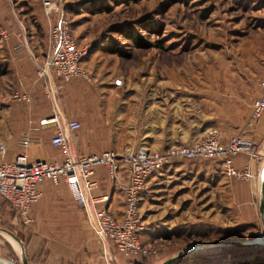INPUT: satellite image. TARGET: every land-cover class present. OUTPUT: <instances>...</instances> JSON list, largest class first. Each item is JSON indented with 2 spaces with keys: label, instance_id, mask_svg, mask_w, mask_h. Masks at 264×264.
Returning <instances> with one entry per match:
<instances>
[{
  "label": "rangeland",
  "instance_id": "1",
  "mask_svg": "<svg viewBox=\"0 0 264 264\" xmlns=\"http://www.w3.org/2000/svg\"><path fill=\"white\" fill-rule=\"evenodd\" d=\"M58 1L78 44L89 48L94 41L99 44L83 61L92 81L75 76L60 89L61 107L67 119L76 112H91L87 106H93V102L84 100L86 94H101L104 112H115L113 119L118 118V127L133 132L130 139L134 142L129 145L155 149L179 144L180 139H200L209 128L238 133L246 123L252 102L260 93L259 82L264 80V0ZM92 2L108 4L110 9L91 13L88 9ZM38 14L45 16L49 26L48 45L57 12L48 15L43 0H0V146L14 136L6 126L18 122L15 112L42 109L14 98L16 92L32 93L22 89L20 77L24 70L18 67V47L28 46L32 40L31 26ZM141 18L164 28L161 35L151 27L139 30L149 43L146 48L123 39L114 29L117 25L135 24ZM43 39L40 32V47ZM111 39L131 50L132 55L123 58L107 52L104 44ZM34 71L36 74V66ZM117 77L123 79L121 85L114 84ZM73 80L77 83L69 89L67 85ZM36 96L44 98L45 107L52 112L43 86ZM41 130L54 132L52 126ZM21 135L18 133V138ZM6 155L7 150L4 153L0 148V163ZM259 189L246 206L241 203V209L233 204L229 213L201 214L208 217L196 222V228H191L190 222L176 221L174 213L168 214L167 218L174 222L168 229L171 231L150 244L158 248L157 256L141 258L114 251L117 258L109 262L89 225L88 232L97 238L83 246L64 244L68 241L65 238H59L61 244L49 243L47 235L32 233L34 222L22 223L7 201L0 199V225L22 240L20 243L0 229V252L19 264H23L24 257L29 264H160L176 256L167 264H260L264 260V223Z\"/></svg>",
  "mask_w": 264,
  "mask_h": 264
},
{
  "label": "built area",
  "instance_id": "2",
  "mask_svg": "<svg viewBox=\"0 0 264 264\" xmlns=\"http://www.w3.org/2000/svg\"><path fill=\"white\" fill-rule=\"evenodd\" d=\"M43 4L48 15L57 12L50 26L45 56L43 60H35L45 95L52 103V114L41 118L38 125L31 126L30 131L23 134L22 144L29 146L34 141V131L52 126L54 132L51 142L62 148L64 157L31 159L26 149H22L11 160L0 164V195L16 210L22 223L31 224L35 220L32 208L42 197L41 182L46 179L54 183L64 180L89 227L101 239L108 262L116 257L114 251L141 258L157 256L158 248L145 244L141 238L146 223L140 201L142 192L150 186L151 176L174 160L204 157L218 159L225 173L230 176L253 178L251 166H235L234 156L243 151L253 152L252 141L245 137V130L252 128L264 114V80L259 82L260 93L252 102L249 118L228 142L223 141V135L218 129L209 128L200 139L191 143L173 144L164 149L138 145L122 151L105 149L100 152L77 153L71 135L82 127V122L78 118L65 117L59 93L64 82L75 76L92 81L91 72L83 65L88 46L78 44L58 0H43ZM122 83L120 77L114 80L115 85ZM14 98L31 101V94L16 92ZM0 148L6 152L5 144ZM100 166L107 168L109 176L123 193L122 218L115 217L110 209L111 195L100 191V181L96 176V169ZM122 168L126 170V176H122ZM0 264L19 263L13 257L0 256Z\"/></svg>",
  "mask_w": 264,
  "mask_h": 264
},
{
  "label": "crops",
  "instance_id": "3",
  "mask_svg": "<svg viewBox=\"0 0 264 264\" xmlns=\"http://www.w3.org/2000/svg\"><path fill=\"white\" fill-rule=\"evenodd\" d=\"M20 21L22 22V19ZM33 22L34 25L31 26L32 40L28 44L29 47H18V67L24 70L20 77V82L25 87H22V89L32 92L30 93L31 101H29L30 104L32 102L31 107L37 106L39 108L42 106V109L36 112L14 113L18 122L14 125L9 124V126H6L9 133H14V136L6 140L7 155L3 161L11 160L22 149H26L31 159H61L64 157L62 148L59 145L52 144L51 137L53 133L51 131H46L50 135L42 130L34 131L32 133L34 141L27 147L22 144L23 135L18 138V133L29 132L31 126L38 125L41 118L47 117L52 113L49 111V107H45L44 98L41 100L36 98L37 93L41 91L42 79L37 74L35 60L36 58L37 60H43L45 56L44 49L47 45L46 38L49 26L43 14H38ZM20 31L21 25H18V32ZM40 32L44 35L43 46L41 45V47L38 40ZM30 53L33 54L31 55ZM35 66L36 74L34 71ZM76 83L73 80L68 83L67 87L70 89ZM84 97L85 101L93 102V106L86 105L92 108L91 112H76L71 117H78L82 122V127L71 135V142L77 153L100 152L112 148L122 151L135 147L129 145L134 142V139H130L133 136V132H128L118 127V118L115 121L113 119L115 112L109 114L104 112L103 105H100L103 101L101 94H96L95 96L86 94ZM46 99L49 100L48 97ZM29 117H32V119L28 122ZM42 132L44 134H41ZM221 133L224 142H228L237 134V132ZM245 137L252 141L253 152L243 151L237 153L234 156V164L239 168L250 165L254 172V177L251 179L232 178L225 173L218 159L204 157L174 160L165 166L163 170L157 171L151 176L150 186L142 192L140 201L141 212L146 223V229L141 234L142 241L145 244L155 243L157 238L159 239L171 231L168 229L172 227L174 222H171V217L167 218L168 214L174 213L177 218L176 221L190 222V227L196 228L194 226L196 222L208 217L201 214L215 211L222 214L225 212L229 213L233 204H237L238 209H241V203L246 206L248 199L253 200L255 198L261 175L264 172V114L252 128L245 130ZM180 140L181 142L179 143H191L194 141V139ZM121 173L122 176H126V170L123 168ZM96 176L100 181V191L111 195L109 205L113 214L117 218H122L124 196L118 184L109 176L108 170L104 166L97 167ZM40 187L42 189V197L32 208L35 218L32 233L35 236L42 237L47 235V238H50L48 242L53 244H61L59 238H65L68 241H64V244H74L75 246H83L88 240L91 241L94 237H98L93 232H88V223L85 216L66 181L61 180L58 183H54L52 180L46 179L41 182ZM0 199L5 201L1 195ZM7 204L17 215L16 210L8 201ZM1 213L2 208H0ZM157 219L161 220V222ZM181 226L183 227L184 225L181 224ZM182 227L174 228L179 229ZM91 234L93 236L89 237ZM98 239L101 242L99 237ZM0 256L5 255L0 252ZM115 256L117 258V255Z\"/></svg>",
  "mask_w": 264,
  "mask_h": 264
},
{
  "label": "trees",
  "instance_id": "4",
  "mask_svg": "<svg viewBox=\"0 0 264 264\" xmlns=\"http://www.w3.org/2000/svg\"><path fill=\"white\" fill-rule=\"evenodd\" d=\"M91 6L89 7V12L91 13H98L100 11H106L110 9V6L108 4H99L96 5L95 2H92ZM153 28V32L157 35L163 34L164 28L161 27V24H150L147 22L144 18L139 19L135 24L134 23H127L124 26H115V31L121 34L123 39L131 40L137 47L140 48H146L148 47V42L143 38L141 34H139V30L141 28ZM94 41L91 43L90 48L88 47V51L86 56H88V53H91L94 49H97L98 43ZM105 50L109 53L118 54L120 57L128 58L132 55L131 50H127L126 48L122 47L120 43L114 39H111L108 44H104ZM166 147H162L164 149ZM113 149V148H112ZM232 178H236L235 176H231ZM249 248H252L253 246H247ZM262 247V246H261ZM263 261V262H262ZM260 264H264V260H260ZM241 264H249V262H243Z\"/></svg>",
  "mask_w": 264,
  "mask_h": 264
},
{
  "label": "water",
  "instance_id": "5",
  "mask_svg": "<svg viewBox=\"0 0 264 264\" xmlns=\"http://www.w3.org/2000/svg\"><path fill=\"white\" fill-rule=\"evenodd\" d=\"M259 188H260L259 189L260 190L259 209H260L261 219L264 223V172L261 175ZM0 229L3 231H6L8 234H10L18 242H20V243L22 242L21 238L12 230L5 228V227H2V226H0ZM222 242L234 243V244H245V242H241V241H237V240H226V241L223 240ZM250 243H252V242H250ZM176 257L165 260L164 262H162L160 264H167L168 262L174 260ZM23 264H29L27 257L23 258Z\"/></svg>",
  "mask_w": 264,
  "mask_h": 264
},
{
  "label": "bare ground",
  "instance_id": "6",
  "mask_svg": "<svg viewBox=\"0 0 264 264\" xmlns=\"http://www.w3.org/2000/svg\"><path fill=\"white\" fill-rule=\"evenodd\" d=\"M17 242V241H16ZM18 243V242H17Z\"/></svg>",
  "mask_w": 264,
  "mask_h": 264
}]
</instances>
